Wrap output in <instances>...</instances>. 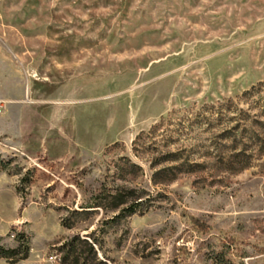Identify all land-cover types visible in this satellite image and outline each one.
I'll list each match as a JSON object with an SVG mask.
<instances>
[{
  "label": "rangeland",
  "instance_id": "374dc122",
  "mask_svg": "<svg viewBox=\"0 0 264 264\" xmlns=\"http://www.w3.org/2000/svg\"><path fill=\"white\" fill-rule=\"evenodd\" d=\"M0 103V264H264V0H0Z\"/></svg>",
  "mask_w": 264,
  "mask_h": 264
},
{
  "label": "trees",
  "instance_id": "16d2710c",
  "mask_svg": "<svg viewBox=\"0 0 264 264\" xmlns=\"http://www.w3.org/2000/svg\"><path fill=\"white\" fill-rule=\"evenodd\" d=\"M0 170H1V165H0ZM135 208H128L129 214H135L137 209ZM22 239V238H21ZM24 239V238H23ZM93 249V248H92ZM18 250H9L5 249L4 247L0 246V258L6 259V260H11L17 255Z\"/></svg>",
  "mask_w": 264,
  "mask_h": 264
},
{
  "label": "built area",
  "instance_id": "2783aa9c",
  "mask_svg": "<svg viewBox=\"0 0 264 264\" xmlns=\"http://www.w3.org/2000/svg\"><path fill=\"white\" fill-rule=\"evenodd\" d=\"M3 106H2V104L0 103V108H2ZM0 145H1V141H0Z\"/></svg>",
  "mask_w": 264,
  "mask_h": 264
}]
</instances>
